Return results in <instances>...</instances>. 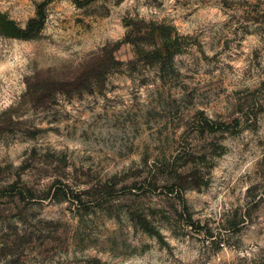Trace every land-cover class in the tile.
Here are the masks:
<instances>
[{
  "label": "rangeland",
  "instance_id": "obj_1",
  "mask_svg": "<svg viewBox=\"0 0 264 264\" xmlns=\"http://www.w3.org/2000/svg\"><path fill=\"white\" fill-rule=\"evenodd\" d=\"M0 264H264V0H0Z\"/></svg>",
  "mask_w": 264,
  "mask_h": 264
},
{
  "label": "trees",
  "instance_id": "obj_2",
  "mask_svg": "<svg viewBox=\"0 0 264 264\" xmlns=\"http://www.w3.org/2000/svg\"><path fill=\"white\" fill-rule=\"evenodd\" d=\"M42 20L43 15L38 12L36 17L30 20L24 29H20L13 21L0 16V35L20 40L33 39L42 26Z\"/></svg>",
  "mask_w": 264,
  "mask_h": 264
}]
</instances>
